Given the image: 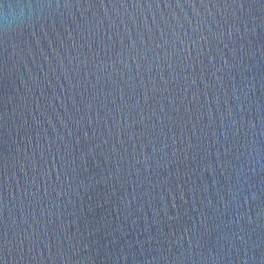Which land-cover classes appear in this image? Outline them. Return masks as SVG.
<instances>
[{"label":"water","instance_id":"water-1","mask_svg":"<svg viewBox=\"0 0 264 264\" xmlns=\"http://www.w3.org/2000/svg\"><path fill=\"white\" fill-rule=\"evenodd\" d=\"M0 264H264V0H0Z\"/></svg>","mask_w":264,"mask_h":264}]
</instances>
